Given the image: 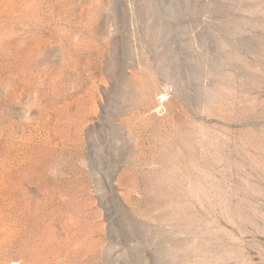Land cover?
<instances>
[{"label":"rangeland","instance_id":"obj_1","mask_svg":"<svg viewBox=\"0 0 264 264\" xmlns=\"http://www.w3.org/2000/svg\"><path fill=\"white\" fill-rule=\"evenodd\" d=\"M0 264H264V0H0Z\"/></svg>","mask_w":264,"mask_h":264}]
</instances>
